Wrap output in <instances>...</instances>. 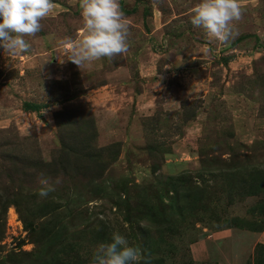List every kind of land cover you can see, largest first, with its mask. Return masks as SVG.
<instances>
[{
	"label": "rangeland",
	"instance_id": "rangeland-1",
	"mask_svg": "<svg viewBox=\"0 0 264 264\" xmlns=\"http://www.w3.org/2000/svg\"><path fill=\"white\" fill-rule=\"evenodd\" d=\"M199 2L119 0L128 51L82 68L67 58L86 32L81 0H52L41 31L25 37L28 51L11 55L0 47V147H6L0 159L35 155L47 165L31 177L30 193L24 189L6 204L0 189V255L28 253V264H92L98 246L119 233L140 250V264L148 242L154 244L148 264H215L216 243L206 239L261 227L264 193L240 181L253 168L264 170V0H239L241 18L227 42L193 27ZM87 106L93 146L119 144L123 174L147 185L174 177L176 190L160 195L184 212L175 231L129 222L127 204L108 190L102 198L65 192L55 198L64 206L57 212L37 211L44 198L38 178H51L48 165L65 149L63 141L66 150L75 146L71 114L87 130Z\"/></svg>",
	"mask_w": 264,
	"mask_h": 264
},
{
	"label": "trees",
	"instance_id": "trees-1",
	"mask_svg": "<svg viewBox=\"0 0 264 264\" xmlns=\"http://www.w3.org/2000/svg\"><path fill=\"white\" fill-rule=\"evenodd\" d=\"M25 105L29 107L28 104ZM88 106L84 117H82L87 130H83L81 127L78 128V125L81 126L78 117H72V114L69 116L68 123L72 126L75 125L72 131L75 146L71 150H66L68 144L63 141V148L65 149L61 151V155L57 159H53V163L48 165L53 166V170L46 172V174L51 173V181L54 182L59 177L61 183L56 185L55 192L41 199L37 211L42 213L43 217L57 212L58 209L64 206L60 200H55V198L62 199L65 192H70L72 196L102 198L108 190L127 204L125 217L129 222H139L141 219L148 220L156 225L154 231L160 233L161 231L169 233L175 231L177 218L179 214L184 215V212L180 210L176 213L175 209L168 206L161 199L162 194L160 195L161 191L169 194L172 191L171 189L176 190L174 177H165L166 180H169L168 182L163 181V177H161L156 185H147L136 183L135 179L132 181L128 175L123 174L122 172H126L125 169L117 163L121 152L119 144L115 143L107 147L93 146V140L91 142L90 139L95 136V129L93 127V113ZM79 136L81 138H78ZM3 149H6V147L1 146L0 150ZM35 153L37 154V151H34ZM44 166L47 165L44 164L41 156H14L12 153L7 154L5 157L2 156L0 159V170L2 171L0 189L5 192L8 199L6 204L14 201L16 195H22L24 189L27 193L35 189L30 186L33 183L31 177L44 173ZM110 168L112 175L107 174L110 172ZM158 170L160 168L152 164V171L155 176L159 175ZM253 171L250 176L240 182L246 184L256 194L264 193V170L253 168ZM108 181H110L109 185H107ZM66 183H69V186ZM152 188L156 189L157 198H152ZM123 196L125 197L123 198ZM116 205L122 206L118 202H116ZM260 225L261 227L256 232L264 230V220ZM152 234L151 231L147 232L149 238L152 237ZM153 245L152 242L146 244L148 249L144 251L146 257L143 264H148ZM28 256V253L8 252L3 256L0 255V264H28ZM254 263L264 264V244L257 245Z\"/></svg>",
	"mask_w": 264,
	"mask_h": 264
},
{
	"label": "clouds",
	"instance_id": "clouds-1",
	"mask_svg": "<svg viewBox=\"0 0 264 264\" xmlns=\"http://www.w3.org/2000/svg\"><path fill=\"white\" fill-rule=\"evenodd\" d=\"M81 15L86 32L73 46L67 58L82 68L102 57L112 58L128 51L129 25L119 0H81ZM52 0H0V47L11 55L26 52L30 43L25 37L42 29L41 20L51 13ZM191 24L202 28L207 37L227 42L232 35V22L241 18L239 0H200L193 8ZM38 195L48 197L61 183L45 175L38 178ZM140 250L119 233L101 243L93 255L94 264H140Z\"/></svg>",
	"mask_w": 264,
	"mask_h": 264
},
{
	"label": "crops",
	"instance_id": "crops-1",
	"mask_svg": "<svg viewBox=\"0 0 264 264\" xmlns=\"http://www.w3.org/2000/svg\"><path fill=\"white\" fill-rule=\"evenodd\" d=\"M215 235L213 238L206 239V241H215L216 243L215 257L217 261L215 264H249V261L255 264L256 247L258 244H264V230L252 232L230 229ZM211 247H213L211 244L208 245L209 255L212 254Z\"/></svg>",
	"mask_w": 264,
	"mask_h": 264
}]
</instances>
